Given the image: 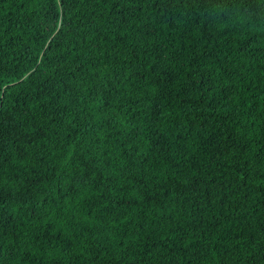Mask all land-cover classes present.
Masks as SVG:
<instances>
[{
  "label": "trees",
  "instance_id": "obj_1",
  "mask_svg": "<svg viewBox=\"0 0 264 264\" xmlns=\"http://www.w3.org/2000/svg\"><path fill=\"white\" fill-rule=\"evenodd\" d=\"M0 264H264V0H0Z\"/></svg>",
  "mask_w": 264,
  "mask_h": 264
}]
</instances>
